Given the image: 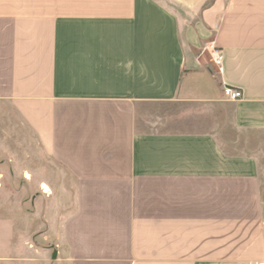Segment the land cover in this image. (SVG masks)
<instances>
[{"label":"crops","instance_id":"crops-1","mask_svg":"<svg viewBox=\"0 0 264 264\" xmlns=\"http://www.w3.org/2000/svg\"><path fill=\"white\" fill-rule=\"evenodd\" d=\"M0 104L76 182L65 264L264 261V0H0Z\"/></svg>","mask_w":264,"mask_h":264},{"label":"rangeland","instance_id":"rangeland-1","mask_svg":"<svg viewBox=\"0 0 264 264\" xmlns=\"http://www.w3.org/2000/svg\"><path fill=\"white\" fill-rule=\"evenodd\" d=\"M12 114L0 104V264H65L63 229L76 182Z\"/></svg>","mask_w":264,"mask_h":264},{"label":"built area","instance_id":"built-area-1","mask_svg":"<svg viewBox=\"0 0 264 264\" xmlns=\"http://www.w3.org/2000/svg\"><path fill=\"white\" fill-rule=\"evenodd\" d=\"M211 52V59L214 65L216 66L219 73H223L224 71V61H225V55L220 51L217 47L212 45L210 48ZM223 92L225 97L230 101H237L242 99L243 93L240 89L225 85L223 88ZM258 264H264V261L258 263Z\"/></svg>","mask_w":264,"mask_h":264},{"label":"bare ground","instance_id":"bare-ground-1","mask_svg":"<svg viewBox=\"0 0 264 264\" xmlns=\"http://www.w3.org/2000/svg\"><path fill=\"white\" fill-rule=\"evenodd\" d=\"M1 180V178H0ZM42 187L45 189L46 192L50 191V187L47 184H43Z\"/></svg>","mask_w":264,"mask_h":264}]
</instances>
